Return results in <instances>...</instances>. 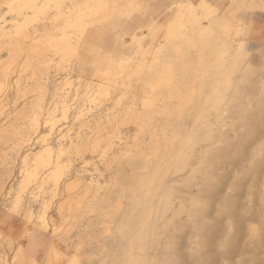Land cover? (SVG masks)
Returning <instances> with one entry per match:
<instances>
[{
	"label": "rangeland",
	"instance_id": "374dc122",
	"mask_svg": "<svg viewBox=\"0 0 264 264\" xmlns=\"http://www.w3.org/2000/svg\"><path fill=\"white\" fill-rule=\"evenodd\" d=\"M22 1L23 0H10V1L0 0V22L1 23L6 24L7 26H10L9 28H11V26H13V24L15 22H17L18 24H21V23H23L24 18H28L29 19L28 20V29H30V30H28V35H30V38L19 39V41H21L20 43H22V42L25 43V46L23 43L21 44V45H23L22 46L23 48H21V49H24L28 52L25 53V51H23V50H22L23 52H21V50H20L21 53H19L20 55H18V56H21V57L19 59H17V62L14 63L15 65L13 64L12 72L10 73L11 75H9V82L11 81V82H13V84L10 82L8 85L10 89L8 88V86H6L7 87V88H5L6 90L4 89V91L2 92L3 96H2V93L0 94V101L2 99L1 103L3 104V106H1L2 104H0V106L2 108L5 107L3 110L0 107L1 108L0 109L1 110L0 115L3 114L2 112H4L6 108L9 110V111L6 110V112H4L5 114H3V116H1L2 118H0V126L3 125V126H1L2 128L4 126L6 127V129L8 128L7 134H6L5 133L6 130L4 131V129H1V127H0V129H1L0 136H1V133L3 136V139H1L2 136L0 137V154H1L0 155V178L3 179L2 183L4 182L2 184L1 183L2 179H0V184L2 186V188H0V191H1L0 192V195H1L0 196V264H33V263L34 264H47V259L50 257L48 255H54V254H57L58 257L56 258L57 260L55 259L56 261L53 260L52 264H69V262L72 261L74 258L78 259L80 261L79 264H112L111 260L113 258L111 256L110 257L108 256L106 250H107V248H116V243L114 242V240L112 238V234L110 232L113 231L112 228H114L116 226V222L118 220L117 210L111 211L108 207L103 211H96V210L94 211L92 208H90V207H92L90 204H92L93 206L94 205L100 206V204L97 201H96L97 202L96 204H93V203H95V201H93L90 198L85 202V204H84L85 206L84 205L81 206L82 210H80V211H77L78 209L74 210L73 212H71L74 216L72 215L71 216L72 218H69L71 214H70V212H68L66 210V208H67L66 203L67 202L69 203V201H71V200L78 199V197L80 196L79 194L82 193V189H80L81 186H79L80 188L78 189V186L76 184V183H80L79 179L80 180L82 179L85 182L88 181V183L91 180H96V181L98 180L97 182H99L101 184V187H103V189H105L107 191H109V190L112 191L114 198L121 196V192L118 190H121V189L125 190L127 188L125 186L126 185L128 186L130 182H133L134 177L136 178L137 176L141 175V172L142 173L144 172V170L141 169L142 164H143L142 163L143 159L140 156H138V157H140V158H137L139 162L136 159L135 161L133 160L135 162V164H133L132 163L133 161H131V158L127 155H129V153H131L133 151L139 152V150L140 151L146 150L145 146L147 144H148L147 147L152 145L153 140H157L159 137L162 139L164 137V135H166L165 137H166V139H169V141L171 139V144H174L176 141L172 138L173 136L170 135L171 132L174 129H176V127L179 128L180 125H182V127H184L185 125L187 126L185 116H186L187 112H192V109L189 108V106L187 105V103L185 101H183L182 108H181L180 107L181 104H180L178 97H174L171 100H167L166 107L169 109H167L165 106L164 107L162 106V103H161L162 101H160V103H159V101L157 100L155 102L154 108H156V106L159 105V106H157V108H161V106H162L163 109L161 108V109L155 110V113L150 114L149 116H146L147 117V119H146V117H145L146 112H144L145 108L142 106L141 102L139 103V101H143V99L145 97H147L148 93L147 94L145 93V91H146L145 87L147 88L146 92H148L149 89L147 86H145L143 84V81H142L143 78L146 76V73H145V71H143L141 69L144 68L145 66L142 64L139 65V63L141 61V58H143L142 57L143 54H145L147 64H151V62L154 60L153 58H155V56H157L158 53H160V55L164 54L165 48L163 47L164 46L163 44H165L166 41L163 39L165 38V35H166L165 34L166 26H167L169 20H171L175 17L174 11L177 10L178 6H180V8L182 6V9H181L182 11H184V8L187 7V5L192 6L193 8L195 7L196 13L199 11L197 13L198 17H201V16L206 15V14H204V11L199 8L200 6L202 7V3H204V0H117V1L116 0H107L106 3H103L104 6L100 7V9H99L100 11L102 10L101 12L97 11L98 7L96 8V6L93 5L92 3H87L88 0L87 1L85 0L86 2L83 0L82 1L81 0H75V3L77 5L75 8H78V6H79L78 9L81 8L80 5L83 4V6H84L87 3L85 5L86 8L83 7V9L85 11L81 8L85 12L83 15V17L85 19L84 25H83L84 29H81V31H79V32L76 31L78 34H76L75 30H73V29H70V28L66 29L65 22L62 23V20H61V18L63 17L62 19H63V21H65L64 19H66V18H64V17H66V16L68 17L69 16L68 14H70V16H69L70 19H72L73 16H76L75 14L77 13V9L73 8L74 9V13H73V12H71V8L69 7V6H71V4L69 5V3H72L74 0L73 1L71 0V2H70V0H68V1L65 0L66 2L64 1L65 3H63L62 8H65V10L62 9V12H64V13L61 15L62 17L60 16L61 18H59L58 16H55L56 18H54V15H57V14H55L57 12V10L55 9V7H53V5L43 7L41 13H39V14L34 13L32 9H27L24 6L19 7V8H14V5H16L18 2L22 3ZM80 1H81V3L78 4ZM235 1H237V2L239 1V2H238V4L236 3L233 5V2H235ZM241 1L243 2V4H245L244 5L245 7L241 6L242 10L244 8V13L240 9H238V8H240L239 4L242 5ZM43 2H45V0H37L38 7H41ZM82 2H85V4ZM208 2L211 4L212 7H213V5L215 7H217L218 11L215 12V10H217V9H214V7H213L214 12L212 13V16L210 14L211 17L209 16V19H208V15L205 16V19L206 20L208 19L207 22L205 21L204 18L201 17L200 20L203 19L201 21V23L203 25H205V26L209 25V22L211 23V21H213V19L219 20L222 17V19L227 18L230 22L232 21L231 24L232 23L233 24L231 25V27L233 28V31H235V30L238 31V29L240 28L239 31L241 32V34L238 33V35H240V36L234 37V38H236L235 39L236 40L235 45H237L238 43L241 42L247 48V57L246 58H247L248 62L243 63L242 67H243V70L247 73L246 75L249 79L251 78L249 76L253 75L252 80L251 81L249 80L250 81L249 84H251V85L248 84L249 87L246 85L244 86V83L242 84L243 87L246 88L245 90L248 91V92L246 91V94H245L246 96H244V97H246L245 98L246 100L247 99H251V100L256 99L255 100V102H256L260 98V96H259L260 93L262 91H264V88H263L264 86L262 85V83L260 81H258V83H257V80L260 77L264 76V9H263L264 8L263 7L264 1L261 2L260 0H210V1L208 0ZM219 2H221V3H219ZM66 3H68V4H66ZM261 3H263V4H261ZM64 4L69 5V6L64 7ZM106 4H108L109 6ZM136 4H140L142 6V7H139L142 9V11L145 9V12H144L145 14L142 13L143 14L142 15L141 13H139L136 10V7H135ZM260 4L262 5L261 7H260ZM7 5H9V6H7ZM183 5H184V7H183ZM236 5H239V7L237 8ZM247 5H248V7L250 6L249 9H248ZM251 6H253V7L258 6L259 8L258 7L257 8L252 7L253 9H250ZM68 7L70 9H68ZM218 7H220V8H218ZM197 8H198V10H197ZM234 8H237V10H239L237 12L238 14L235 13V11H237V10H235ZM68 10H70L69 11L70 13L68 12ZM229 10H231V12ZM18 11H22V12L19 14ZM95 11H97L98 14H96L97 12H95ZM127 11L131 12V13L129 12L130 15H127L128 14ZM125 12H126V14H125ZM91 13L94 17L91 16ZM228 14L229 15L233 14L235 16L232 15L233 16L232 17L230 15L231 16V18H230V16ZM63 15H65V16H63ZM95 15H97V16H95ZM57 17L61 20V22L59 19H57ZM236 17H237V19H235ZM53 19L58 21L59 24L56 21L51 22V20H53ZM141 20L145 21V26L144 27L139 26L137 28L136 23L138 24ZM243 20H244V22H243ZM240 22H241V25H240ZM185 23L184 24L187 26V30H188L190 28L191 24L189 22H185ZM242 23H244V24H242ZM153 24H154V27H153ZM45 25L46 26L48 25L47 28ZM239 25L241 27H242V25L243 26L245 25L244 26L245 28L242 27V28H244V32H243V30H241V27ZM42 26H45L48 33L44 27L42 28ZM84 26H86V28ZM157 26L159 28H157ZM151 27H153V28H151ZM49 28H51V31ZM58 28L61 30H58ZM162 28H164V29L162 30ZM44 30L47 33L46 35H48V34L53 35L54 34L53 40H54V38H55V40H57L62 32H66V34H70L73 36L75 35V37L80 35L79 33H81L82 35L84 34L83 37H81L82 35L80 36L81 38L78 37L79 40L80 39L81 40H80L79 45H77V47H76L77 54L76 55L71 54L68 57V55H66V54L55 53V52L52 53L53 50L49 49L48 47L45 48L47 45L42 44L43 40L46 37ZM157 31H159V32H157ZM32 32H35V33L31 34ZM36 32H37V34H36ZM94 32H96V34H94ZM41 33H42V35L43 34L45 35V36L43 35L44 38H43V36L40 35ZM154 33H156L155 36H154ZM242 34L244 35L243 37H241ZM37 36H39L41 38H39ZM31 37H33L34 39ZM162 37H164V38L160 40V38H162ZM32 39H33V41H32ZM77 40L78 39H76L75 41H77ZM154 40H156L155 43L152 42ZM220 40L217 42L221 43L222 40L221 41ZM0 41H2V43L5 42V44H2L0 42V48L3 46L0 49V52H2V53H0V68H1L3 65L8 63L10 54L8 53L9 51H7L8 49L6 48V47H8V39L6 37L0 36ZM77 42H75V44H77ZM159 42H160V44H158ZM30 43L31 44L33 43L34 45L35 44L41 45L42 47H44V49H45L44 51L46 52V54L48 53V49H49L50 54H48V55H49V57L51 56L50 57L51 61L49 63H44V64L39 62L40 66H38V64H36L38 61L36 59H33L32 60L33 63L36 61L34 63L35 65L32 64L33 66H31V65L26 66V61L28 60L30 55L32 56V54H31L32 50L31 49L33 48V46ZM30 45L32 46V48ZM138 45H140L142 49L139 48ZM188 46H187V48L189 49V51H191L189 53L192 55V57L198 55L197 53L200 54V52H198L199 49H197V47H194V45L191 47L190 46L188 47ZM159 47H160V49H161V47H163L161 49V51H160ZM29 48H30V51L28 50ZM194 48H196V49H194ZM157 49H159V52ZM2 50H5V51H2ZM144 51H145V53H144ZM217 51H218V49H217ZM231 51L232 50L228 49V48L221 50V53L223 54L222 56L226 55L225 56L226 60L224 63L228 62ZM5 54L7 55L6 57H5ZM151 56H153V57H151ZM26 57H27V60H26ZM60 57H62V59ZM210 57H213V55H211ZM6 58H7V60H6ZM21 58H22V60H21ZM124 58H127V61H126L127 64H126V66L123 67V68H125V70H122L121 66H116L114 68V71L112 74L113 76L111 75V77H108L106 75L104 77L103 74H105V72L102 70L107 68V63H109L111 60L114 61L115 63H118L121 59H124ZM18 60L21 62H19ZM79 60H82L85 62L81 63V62H79ZM3 61H5V64ZM20 63H21V65H20ZM1 64H2V66H1ZM18 64H19V66H18ZM23 65H24V67H23ZM137 66L138 67L143 66V67H141V69H140ZM37 67H38V71L40 68L41 69L40 71H41V73L43 72V74L45 73V70H46L48 73H45V74H48V77H47V75L44 74L45 78L42 77L40 79V76H43V74H41L40 71H39L40 75H39V73L36 72ZM14 68H16L15 71H17V69L19 68L21 70L22 74L20 71H19L20 73L17 71L16 75L14 76V74H13ZM42 68H44L45 70H43ZM50 68H52V69H50ZM96 68H98L100 70L97 71ZM119 68H121V71ZM137 69H139V70H137ZM34 70H35V75L38 74L37 75L38 77H35L34 72H32ZM90 70L91 71L93 70L92 71L93 73ZM115 70H117V71H115ZM29 72H30V74H29ZM31 72H32V75H31ZM94 72H98L99 74H102V77H103L102 80H101V75L99 76L100 79L98 78V76L96 78V75H95L94 80L92 81L94 74H98V73H94ZM115 72H117L118 74L120 73V74L118 75ZM23 73L25 75H23ZM83 73H84V75H83ZM239 73H240L239 71H235L234 73H233V71H231L230 77H231V79H234V82L239 81V79H240L239 77H240V75H242V73L241 74H239ZM131 74H134L135 76L133 75L134 76L133 77ZM238 74H239V77L237 80L236 78H237ZM30 75L32 77H30ZM117 75H118V78L116 77ZM21 76L23 77V80L21 79L22 78ZM127 76H130L129 79ZM10 77L12 78L11 80H10ZM78 77H79V79H78ZM126 77H127V79H126ZM253 77H255V78H253ZM18 78L21 81H19ZM27 78H29L30 80H28ZM32 78H33V82H32ZM36 78L37 79L39 78V81H41L40 84ZM13 79H14V81H13ZM24 79H26L28 82H26V80H24ZM34 79L36 82L34 81ZM98 79L100 81H98ZM15 80H18L19 82H23V83L20 84L18 81H15ZM46 80L49 83H47ZM106 80H107V82H106ZM84 81H86V83ZM253 81H255V82H253ZM17 82H18V84H17ZM89 82H91L90 85H89ZM93 82H94V84L96 82V85H94ZM24 83L27 84L26 86H29L30 84L37 83L35 85L36 87L33 85L36 89L35 88L33 89L32 85H30L32 87H30V86L26 87V86H24ZM70 83H71V85H70ZM82 84L83 85L85 84V85L83 86ZM100 84L102 86H100ZM139 84H140V86H139ZM142 84L144 85L143 89H142V87H143ZM10 85H11V87H10ZM45 85H47V86H45ZM48 85H50V86H48ZM56 85L58 88L56 87ZM60 85H61V87H60ZM115 85H117V86H115ZM137 85H138V87H137ZM20 86L21 87L23 86L25 89L20 88ZM40 86H41V88H40ZM85 86L88 88L86 89ZM92 86H95V87H92ZM103 86L105 87V89L107 87V91H105ZM250 86H251V88H250ZM97 87H98V89H97ZM99 87H100V89L102 88V90H100ZM11 88H14L13 92H12ZM29 88H31V89H29ZM39 88L41 89L40 92H39ZM42 88H44L45 90L43 89V91H42ZM46 88L47 89L49 88V90H47ZM76 88H78L79 90ZM90 88H92L91 89V92H93L92 94L90 92L88 93V91H87ZM57 89H59L60 91ZM85 89H86V91H85ZM21 90H22V92H21ZM23 90H25V91H27V90L31 91L32 90V91H31V93H30V91L29 92L27 91V93H25ZM98 90H100L99 91L100 95L97 93ZM16 91H17V94H16ZM67 91H69V92H67ZM94 91L98 95L95 94ZM4 92H6L7 95L9 93L10 97L9 96L7 97L6 93H4ZM14 92H15L16 97H13ZM20 92H21V94H20ZM10 93H12V94H10ZM28 93H30V94H28ZM68 93H69V95L71 94L70 96H68L69 97L68 100H69V104H70V107H69L70 110H68L66 116H63L64 115L63 109L60 106V104H57L56 108H55L56 105H54V104L57 100H59V98L61 97L62 94H68ZM106 94H108V95L105 96ZM181 94H183V91L181 92ZM26 95H28V96H26ZM143 95H145V96H143ZM4 96H5V99L3 100ZM19 96H21V98L23 100ZM92 96H93V98H92ZM25 97H27V98H25ZM142 97H144V98L142 99ZM139 98L142 100H139ZM13 99L15 100V102H13ZM90 100H93V101H91L92 103L96 101L95 103H97L98 105L96 104V106H94L95 104L93 105L91 103L92 105L89 106L90 102H88V101H90ZM35 101L37 102V104ZM32 102L34 105L32 104ZM27 103H30L32 105L28 104L29 105V107H28ZM6 104L7 105L9 104V106H7ZM175 104H178L179 106L175 105ZM38 105H42V107L46 108V109H48L50 107L51 112L49 111V113L51 114V117L54 116L51 120H48L49 122H47L46 117L49 114L47 115L46 110L44 109L45 110V112H43L44 114L41 113L42 116L40 118L41 121H40L39 127H38L39 130L35 126L30 125L31 122H30V118H29V115L31 114L30 111L34 110ZM230 105H233V102L230 103L228 106H226V108H229V109H226L224 107L226 110H229V111H227L228 113L227 112L224 113L226 110L223 107H220L221 109L218 108L219 110L217 109L214 111H216L217 113H220L219 111H221V114L229 115V113L232 112L230 109ZM130 106L131 107L133 106L132 110L134 108V111L131 110ZM30 107L33 109L31 110ZM92 107H93V109H92ZM126 107H127V109H130V110H126ZM141 107H143V109H141ZM29 108H30V110H27ZM164 108H166L167 110H165ZM222 108L225 110V111L223 110L224 112L222 111ZM87 109H90L92 111L90 112V110H87ZM138 109H140V110H138ZM81 110H87V113L90 112L89 114L91 117L89 120H90V124H91L90 126L92 127V129H91L92 131H89L88 130L89 128H87L90 126L83 127V130L86 133V135H84V133H83V135H84V136L82 135L83 139H81V141L78 142V141H76L75 138L77 136V133L80 130V123H79L80 121L77 120L76 116L78 115L77 113H79ZM161 110L162 111L164 110L163 111L164 113ZM179 110H182V113L184 112V114L178 115ZM121 111L123 113H124V111L129 113L128 111H130V113H129L130 115L128 118L129 121H130V118H132L133 116H135L137 114L136 117H133V120H131L133 122V125H132L131 121L130 122L128 121V123H130L131 125L128 123H125L127 121L123 122L125 115L127 113L125 115H123ZM252 111H253V114L255 116L260 117L263 114L264 110H262L261 108L255 107ZM29 112H30V114H29ZM132 112L133 113L136 112V113L133 114ZM175 112L177 113V115L174 114ZM138 113L140 114V116L141 115L142 116L140 117ZM161 113H163V114H161ZM97 115L100 117H98ZM119 117L121 119H119ZM110 120H111V122H110ZM10 121L15 126H13L12 124L9 125ZM120 121H122L121 123H123V124H121ZM174 121H175V123H174ZM6 122L9 124L6 125L7 124ZM52 122L54 123V126L52 125ZM115 122H116V124H115ZM178 123H181V124H178ZM184 123H185V125H184ZM235 125L236 124L233 123V125L230 126V129L234 130V128L236 129L239 127L238 124L236 126ZM9 126H10V130H9ZM52 126L54 127V130L57 132L54 133L53 135H51L50 137H47L50 140L47 139L46 142L47 143L52 142L50 144L54 148V153H53L54 158L56 157L55 154L58 153V138H59L57 136L58 131H61V132L63 131L65 133L68 129H71L70 135H72L71 136L72 139L75 140L76 146L74 144L71 147L67 146L65 149L67 153L68 152L70 153V155H69V153L64 154L65 157L62 158L64 161L69 160V162L66 165L67 169L65 168V171H64L65 175L62 173L63 175L62 174L61 175L63 177L60 175L62 177V179L60 176L58 177L61 181H59V179H57V181H56L57 184L54 181L49 183V184H51L50 187L48 184L46 186H48L49 188L45 186L44 188H46V189H44V190H42L41 187L39 188L38 185L34 184V181L32 183L26 182L27 185H29V186L27 187V185L25 184L24 185L25 188H28L27 190H25V188L22 187V183H21L22 182L21 179L22 180L24 179V177H23L24 173H25L24 171L27 168L23 164L24 155L26 154V152L28 150H29L28 153L30 151H33L34 153L37 152L39 150L38 148H40L41 145L46 143V142H43L42 138H40L41 139L40 140L37 137V135H35V133L37 131L41 130L43 132L42 135H45V132L48 133V131L50 130V128ZM32 127H34V129ZM100 128L102 129V131L100 130ZM108 128H111V129H108ZM224 128H222V129L223 130L229 129L227 127H224ZM11 129H13V131L14 130L15 131L13 132V131H11ZM104 129H105V131H104ZM34 130L36 132H33ZM93 130H95L96 132ZM10 131L12 133H10ZM108 131H109V135L107 133ZM119 131H120V134H119ZM233 133L231 132L230 135L233 136L236 134V132H233ZM4 134H5V136H4ZM8 134H11V135H8ZM21 134L24 135L25 138ZM254 135H255L254 136L255 140L253 142V145L249 149H247L246 152L247 153L251 152L253 155H259V154H262V152H263L261 150H264V119H263V121L259 122L255 126ZM7 136L8 137L11 136V138H10L11 140H9ZM90 137L91 138L93 137V139H97L96 137H98L99 147H101V148H99V147L97 148L98 150L100 149L99 151H97V149L93 150V146H94L93 144L94 143L92 142L93 139H91ZM99 138H100V140H99ZM85 139H87V140L85 141ZM89 139H91V140H89ZM163 139H165V138H163ZM37 140H38V142H37ZM39 140H40V142H39ZM69 140H70V138H67L66 142H65V143H68V145H69ZM82 140H84V141H82ZM172 140H174L173 143H172ZM100 141H102V143ZM169 141L167 140V143H169V145H170ZM41 142L43 144H41ZM209 142H211V141H209ZM204 145H205V143H201V142L197 143V147H201ZM77 148L79 149L78 151H77ZM89 151H91V152H89ZM126 151H128V152H126ZM76 152L77 153L80 152V153L77 154ZM81 153H83V154H81ZM80 154H81V156H79ZM131 154H130V156H131ZM134 154H136V153H134ZM62 157H63V155H62ZM31 161H33V160L28 161L29 163L27 162L28 167L32 166L31 164H33V162H31ZM211 165H212V163H211ZM211 165H209V166H211ZM249 165L250 164H249L248 160L243 161V162H239L238 164H226L225 165L226 171L228 169L230 171V173H229L227 180L225 182H222V184L221 183L219 184L220 192L218 194H216V197L213 198V200H216V202L213 204L214 205V206H212L213 208L210 207L211 208L210 212L212 214V211L214 212V210L216 208L220 209L223 207L227 210L229 208V211L232 212L230 214V216H228L229 214L226 213L225 216L227 218L225 216L221 217L220 213L218 214L216 212V210L211 215L214 218L218 217L217 222L215 221V226H217L219 230L223 226H226L227 224H231V222H233V220L234 221L236 220L237 222L239 220V223L236 222L237 226H246L245 229L242 230V232H240L241 231L240 230L239 232L237 231L238 233L236 232L234 234L236 236L235 237L236 244L233 245L232 248L227 249L228 253H226V254H227V256L228 255L230 256L229 261L231 258V260H232L231 263H235V264H264V252L263 251L259 250L258 255L255 256V259H252L248 263L246 262V260H245L246 256L243 253L244 247L246 246L247 241H248V236L253 235V232L248 230V229L252 226H263L262 224L264 223L263 222L264 221V191H263V187H262V185L264 183V169L260 171L259 178L257 180H252L251 178L246 177L249 170H250ZM214 167H216V166H214ZM6 172H9L10 178H8L9 175ZM40 173L43 174V171ZM74 179H75V181H74ZM116 180H119V181H116ZM120 181H122V182H120ZM71 182H73V185L74 184L76 185L74 187H76L81 192L76 190V188H74V187L72 188L73 185H71V186L68 185L69 190H71L70 187L72 188V190H71L72 192H73V189H74V191L76 190V194L74 192V196L69 191L71 195H68L69 196L68 197L67 194L69 192L67 190L66 191H62V190H65V188L67 187L66 184H70ZM58 183H59V185H58ZM54 184L58 185L59 187L55 186L56 187V189H55V187H52ZM63 184H64V186H63ZM11 185L13 186L12 190L9 189ZM20 185L22 188L20 187ZM116 186H117V188H116ZM121 186H123V187H121ZM6 188H8V189H6ZM1 189H4L5 192L2 191ZM39 189H40V191H39ZM175 189H174V192L175 193L177 192L178 195H180V192L184 190V189L183 190L177 189V191H175ZM9 190H11V191H9ZM18 190H19V192L20 191L22 192V190H23L22 193L20 192L21 196H20V193L18 194ZM35 190H37V191H35ZM185 190H187L188 192L187 191L181 192V195L184 194L183 195L184 197L181 195L180 196H181V198L185 199V196L188 195L186 197V199L190 203V200H189L190 199L189 198L190 197L189 196L190 191L187 188H185ZM236 191L238 192L237 201L234 202L231 199H230L231 200L230 201L228 199L229 196H231ZM6 192L7 193L9 192L10 194L7 195ZM31 192H34L36 197L34 196V194H31ZM100 192H104V191L101 190ZM184 192H186V193H184ZM106 193H108V192H105V194ZM30 194L33 196V198ZM77 194L79 196H77ZM101 194H103V193H101ZM55 196H57V197H55ZM143 197L144 196H141V199ZM17 199L19 200V203H18ZM66 199H67V201H66ZM63 200L65 201V206H64L65 208L63 209L62 212L67 213V215L64 213L65 217L62 216V214H63L62 212H61L62 214L58 213V212H60L59 210L57 212L58 206L59 205L62 206L61 204H62ZM118 201L121 204V208L119 209L120 214H121L124 212V210L127 207V205H126L127 200H126V198L121 197V198H119ZM204 201L199 199L198 205L200 207H203L206 204V201L205 202ZM230 203H234L233 207H230ZM45 204H47V205H45ZM202 204H204V205L202 206ZM47 206H48V208H47ZM43 211H44V214L47 213L45 216H47L46 218H47L48 223H49L48 228H44V226L41 224L42 222H41L40 218H41V216H43V214H42ZM58 214L61 215L62 217H59ZM232 214H234V215H232ZM214 215H216V216H214ZM168 216H170L169 213H168ZM196 217H198V216H196ZM219 217H221L222 219L221 218L219 219ZM232 217H234V218H232ZM195 218H191V219H189V221H187L188 218L185 215H183V217H182L183 221L181 220V224H183L185 222L183 225L187 226L189 228L190 225L192 226V221H194ZM60 220H61V222H60ZM63 220L66 222H67V220H69L68 221L69 223L68 222L65 223ZM58 223L59 224L63 223V225L62 224L59 225ZM58 227H61L62 229H60ZM55 228L60 229L61 231L60 232L58 230L53 231V229H55ZM107 228L108 229L111 228V231L107 232V230H108ZM185 230H188V231H184V233L179 238L178 254L180 255V258L185 256L186 259H188L187 256L191 253L190 250H192V252L194 250V248H192V247L190 248L189 243L195 241L197 238L193 236L195 234L191 233L190 229H185ZM170 231L173 232V229H170ZM53 232H55V233L58 232V233L54 235ZM217 237H218L217 239L219 241V239L222 238V235L219 234V236H217ZM209 253L211 255L215 254L217 261H215L216 263H214V264H219V263L225 264L224 259H222L221 256L219 254H217L215 249L210 248ZM180 261L184 262V264H196L195 262H193L191 260H189V261L188 260H185V261L180 260Z\"/></svg>",
	"mask_w": 264,
	"mask_h": 264
},
{
	"label": "bare ground",
	"instance_id": "6f19581e",
	"mask_svg": "<svg viewBox=\"0 0 264 264\" xmlns=\"http://www.w3.org/2000/svg\"><path fill=\"white\" fill-rule=\"evenodd\" d=\"M8 1H10V0H8ZM64 1L65 0H45V2H43L42 6L38 7L37 0H23L22 3L18 2L16 5H14V8H19V7L24 6L27 9H32L34 13L39 14V13H41L43 7L53 5V7H55V9L57 10V12L55 11L56 12L55 14H57V15H54V18H56L55 16H58L59 18H61L62 17L61 15L64 13V12H62V9L65 10V8H62L63 3L66 2V1L65 2ZM81 1L79 3L78 2L77 3L80 4ZM83 1H85V0H83ZM106 1L107 0H105V1L104 0H88L87 3H92L93 5L96 6V8L98 7L97 11L101 12L102 10L100 11L99 9H100V7L104 6L103 3H106ZM260 1L262 2L264 0H260ZM70 2H71V0H70ZM85 2H82V3L85 4ZM238 2L237 1L233 2V5L236 3L238 4ZM68 3H66V4H68ZM219 3H221V2H219ZM241 3H242V5L239 4L240 8H238L239 5H236V6L238 9H240L244 13V8L242 10V7H245L244 6L245 4H243L242 1H241ZM263 3H261V4H263ZM66 4H64V7L69 6L71 4V6H69L71 8V12L74 13V9H77V13L75 12L76 16H73L72 19H70V17H69L70 14H68L69 18L67 16L64 17V18H66V19H64L65 21H63V19H62L63 17H62L61 18L62 23L65 22L66 29L70 28V29L75 30V32L81 31V29H84L83 25H84L85 19H84L83 15L85 13L84 12L85 10L83 9V7H85L86 4L84 6H83V4L80 5L84 11L81 8H80L81 10L78 9L79 6H78V8H75L77 6L75 3V0L72 3H69V5H66ZM261 4H260V7L262 6ZM106 5H108V4H106ZM7 6H9V5H7ZM69 7H68V9H70ZM135 7L139 13L145 14L144 13L145 9L142 11V9L139 8V7H142L140 4H136ZM183 7H184V5H183ZM213 7H214V9H217V7H215L214 5H213ZM213 7L208 2V0H204V3H202V7L200 6L199 8L204 11V14H206L205 16L208 15V19H209L210 14L212 16V13L214 12ZM220 7H218V8H220ZM247 7H248V5H247ZM249 7H248V9H249ZM252 7L253 6H251L250 9L257 8L258 6H254L253 8ZM237 8H234V9L237 10ZM181 9H182V6H181V8H180V6H178L177 10L174 11L175 17L173 19L169 20V22L166 26L165 38L164 37L160 38V40L164 38L163 40L166 41V42L164 41L165 44H163L164 45L163 47L165 48L164 54L160 55V53H158V55L155 56V58H153L154 60L151 62V64H147L145 54H143V56H142L143 58H141L139 65L142 64L145 67L141 69V67H143V66H140V67L137 66L141 70L145 71L146 76L143 78L142 81H143V84L145 86H147L149 89L148 92H146L147 88L145 87V89H146L145 93L146 94L148 93L147 97H145V98L142 97V99L144 98L143 101H139V100H142L139 98L138 101H139V103L141 102L142 106L145 108L144 112H146L145 113V117H146V116H149L150 114L155 113V110L161 109L162 106L166 107L167 100H171L174 97H178L180 104H181L180 105L181 108H182L183 101H185L187 103V105L189 106V108L192 109V112H187V114L185 116L187 126L184 123V125L186 127L184 125H183L184 127H182V125H180L181 127L179 126V128H177V127H176V129H174L175 127L173 128L174 130L171 132L170 135L173 136L172 138L176 141L174 144H171V139L169 141V139H166V137H165L166 135H164L163 138H165V139H163V138L161 139L159 137L157 140H153L152 145L147 147V145H148L147 144L145 146L146 150H142V151L139 150V152L133 151V152H131L132 154L129 153V155H127L131 158V161H133V160L135 161L137 158L141 157L143 159L142 160L143 162L141 161L143 163L141 169H143L144 172L143 173L141 172V175L137 176L136 178L133 176L134 177L133 182H130L128 186L126 185L125 187H127V188L125 190H122V189L118 190L121 192V196L114 198L112 191L109 190L110 191L109 192V191L103 189V187H101V184L99 182H97L98 180L97 181L91 180L88 183V181L85 182L82 179L80 180L78 178L80 183H76V184L78 186V189L80 188L79 186H81L80 189H82V193L81 194L78 193L80 196L77 194V196H79L78 199L71 200V201L68 200L69 203L68 202H67L68 204L66 203V206H67L66 210L68 212H70V214H71L69 218H72L71 216L73 214L71 212H73L74 210H77V209H78L77 211L82 210L81 206H83L85 204V202L90 198L93 201H95V203H93V204H96L97 202H99V204H100V206H96V205L93 206L92 204H90L92 207H90V206L89 207L92 208L94 211L95 210L96 211H103L108 207L111 211L117 210L118 220L116 222V226L114 228H112L113 229L112 232H110L111 228L110 229L107 228L108 229L107 232H110L112 234V238H113L114 242L116 243V248H107V250H106L108 256L109 257L111 256L113 258L111 260L112 264H184V262H182L180 260H183V261L191 260V261L195 262L196 264H214V263H216L215 261H217V260H216L215 254L211 255L209 253L210 248L215 249L217 254H219L221 256V258L224 259L225 264H235V263H231L232 262L231 258L229 261L230 256L229 255L227 256V254H226V253H228L227 249L232 248L233 245L236 244V239H235L236 236L234 234L237 231L239 232L240 230H241L240 232H242V230H244L246 226H237L236 224L239 223V220H238V222L236 220L235 221L233 220V222H231V224H227L226 226H223L219 230L218 227L215 226V221L217 222L218 217L214 218L211 215L215 212V210L218 214L220 213L221 217L225 216L226 213H228L229 214L228 216H230V214L232 212L229 211V208L227 210L223 207L220 209L216 208L214 210V212L212 211V214H211V212H210L211 208L210 207L214 206L213 204L216 202V200H213V198L216 197V194H218L220 192L219 184L220 183L222 184V182H225L229 176L230 171L228 169L226 171V167H225L226 164H238L239 162H243V161L248 160V162L250 164L249 165L250 170H249L246 177L251 178L252 180H257L259 178L260 171L264 169V150H261L263 152H262V154H259V155H253L251 152H249V153L246 152V150L249 149L253 145V142L255 140V138H254L255 126L259 122L263 121V119H264V111L260 117L255 116L253 114V111H252L255 107H258V108H261L262 110H264V91H262L260 93V95H259L260 98H259V100L257 99L258 101H256V102H255L256 99L255 100L254 99L253 100H251V99L246 100L245 99L246 97H244V96H246L245 94H246L247 90H245L246 88H244L242 84L244 83V86L245 85L248 86L249 82L252 80L253 75L249 76V77H251L249 79L246 75L247 73L243 70V67H242L243 63L248 62V60L246 58L247 57V48L240 41H239L240 43L237 42L238 44L235 45V42H236L235 39L236 38H234V37L240 36V35H238V33L241 34V32L239 31L240 28L238 29V31L235 30L236 32L233 31V28L231 27V25L233 24V23L231 24L232 21L230 22L227 18L222 19V17L220 18L221 20L220 19L219 20L213 19V21H211V23L209 22V25L205 26L201 23V21L203 19L200 20L201 17L205 19V16L198 17L197 13L199 11L196 13L195 7L193 8L192 6L187 5V7L184 8V11H182ZM197 10H198V8H197ZM231 10H229V11L231 12ZM69 11L70 10H68V12ZM97 11H95V12H97ZM216 11H218V9L215 10V12ZM238 11L239 10L235 11V13L238 14L237 13ZM18 12L20 14L22 11H18ZM129 12L130 11H127V13H128L127 15H130L131 12L130 13ZM96 14H98V12ZM125 14H126V12H125ZM230 15L232 16L233 14H230ZM63 16H65V15H63ZM91 16H93L92 13H91ZM95 16H97V15H95ZM231 16H230V18H231ZM233 16H235V15H233ZM58 17H57V19H59ZM208 19L207 20L205 19V21L207 22ZM235 19H237V17ZM28 20H29L28 18H24L23 23H21V24H18L17 22H15L13 24V26H11V28H9L10 26H7L6 24H3L0 22V36L6 37L8 39V47H6V48L8 49L7 51H9L8 53L10 54L8 63L5 64V61H3L5 65L2 66L3 63L1 64L2 67L0 68V94L4 91L5 88H7L6 86H8L9 83L11 82V81L9 82V75H11L10 73L12 72L13 64L15 62H17V59H19L21 57V56H18V55H20L19 53H21L23 51H25V53L28 52L24 49H21V48H23L22 47L23 45H21L23 42L20 43L21 41H19V39H21V38H30V35H28V30H30V29H28ZM61 20H60V22H61ZM52 21L55 22L56 20L53 19V20H51V22ZM56 22H58V21H56ZM185 22H189L191 24L190 28L188 30H187V26L185 25L186 24ZM243 22H244V20H243ZM58 24H59V22H58ZM242 24H244V23H242ZM240 25H241V22H240ZM45 26H42V28L43 27L45 28ZM47 26H46V28H47ZM244 26L242 25V27H244ZM84 27L86 28V26H84ZM153 27H154V24H153ZM153 27H151V28H153ZM242 27H241V30H243V32H244L245 27L244 28H242ZM46 28H45V30H46ZM157 28H159V27L157 26ZM49 29L51 31V28H49ZM163 29L164 28H162V30ZM58 30H61V29L58 28ZM46 31H45V35L48 33V31H47V33H46ZM77 32H76V34H78ZM157 32H159V31H157ZM33 33H35V32H32L31 34H33ZM156 33H154V36ZM36 34H37V32H36ZM79 34L80 35L75 37V35L73 36L70 34H66V32H62L57 40H55V38L53 40L54 34L53 35L48 34V35H46L42 44L47 45L45 48L48 47L49 49L53 50L52 53L55 52V53L66 54L69 57V55H71V54H73V55L77 54L76 47H77V45H79L80 40H81V39L79 40V38L83 37V35H84V34L82 35L81 33H79ZM94 34H96V32H94ZM40 35L43 36L44 34L42 35V33H41ZM44 36H43V38H44ZM243 36L244 35L242 34L241 37H243ZM37 37H39V36H37ZM31 38H33V37H31ZM39 38H41V37H39ZM75 38L78 39L77 40L78 42L75 41L76 40ZM33 39H32V41H33ZM219 40L221 41V43L217 42ZM2 41H0V42L2 43ZM155 41L156 40H154L152 42L155 43ZM75 42H77V44H75ZM2 44H5V42ZM23 44L25 46V43H23ZM158 44H160V42ZM31 45L33 46V48ZM31 45L30 46L32 48L31 49L32 50L31 51L32 56L30 55V57H29L30 59L28 58V60L26 57V60H27L26 66L35 65L34 63L36 61L33 63L32 62L33 59H36L38 61L36 63V64H38V66H40L39 62L44 64V63H49L51 61V58H50L51 56L49 57V55H48V54H50L49 49H48V53L46 54V52L44 51L45 50L44 47H42L41 45L35 44L36 45L35 46L33 43ZM188 45L190 47L193 45H194V47H197V49H199L198 52H200V54L197 53L198 55L192 57V55L189 53L191 51H189V49L187 48ZM138 46H139V48H141L140 45H138ZM163 47H161V49ZM225 48L232 50L230 52L231 54H230V57H229V60L227 63H224L226 60L225 59L226 55L222 56L223 54L221 53V50L225 49ZM159 49H160V47H159ZM159 49H157L158 52H159ZM161 49H160V51H161ZM194 49H196V48H194ZM217 49H218V51H217ZM20 50H21V52H20ZM28 50L30 51V48ZM2 51H5V50H2ZM0 53H2V52H0ZM144 53H145V51H144ZM211 55H213V57H210ZM6 56L7 55L5 54V57ZM151 57H153V56H151ZM60 58L62 59V57H60ZM6 60H7V58H6ZM21 60H22V58H21ZM126 61H127V58L121 59L118 63H115L114 61L111 60L109 63H107V68L102 70L105 72V74H103L104 77L106 75L108 77H111V75L113 74L114 68L116 66H121L122 70H125V68H123V67L126 66V64H127ZM19 62H21V61H19ZM79 62L84 63L85 61L79 60ZM20 65H21V63H20ZM18 66H19V64H18ZM23 67H24V65H23ZM18 69H17V71L21 72V70L20 69L18 70ZM36 69H37V71H36L37 73H39V71L41 70L39 68V71H38V67ZM42 69L45 70L44 68H42ZM50 69H52V68H50ZM96 69H97V71L100 70L98 68H96ZM119 69L121 71V68H119ZM15 70H16V68H14V71ZM137 70H139V69H137ZM14 71H13V74L15 76L17 71H15V72ZM115 71H117V70H115ZM231 71H233V73L235 71H239L240 72L239 74L242 73V75H240V77L238 74V76L236 78L238 80V77H239L240 78L239 81L236 80L237 82H234V79H231V77H230ZM32 72H34V75H35V70ZM32 72H31V75H32ZM40 73H41V71H40ZM40 73H39V75H40ZM45 73H48V72L45 70ZM94 73H98V72H94ZM115 73H117V72H115ZM21 74H22V72H21ZM29 74H30V72H29ZM41 74H43V72ZM44 74H43V76H40V79L42 77L45 78ZM98 74H94L92 81L94 80L95 75H96V78H97V76L99 78V76L101 75V80H102V78H103L102 74H99V75ZM23 75H25V74L23 73ZM31 75H30V77H32ZM37 75H35V77H38ZM45 75H47V77H48V74H45ZM83 75H84V73H83ZM118 75L116 76L117 78H118ZM131 75L133 76L134 74H131ZM11 77H10V80L12 79ZM127 77L129 79L130 76H127ZM127 77H126V79H127ZM29 78H27V79L30 80ZM253 78H255V77H253ZM21 79L23 80V77ZM78 79H79V77H78ZM99 79H98V81H100ZM263 79H264V76L260 77L257 80V83H258V81H260L262 83V85L264 86V80ZM18 80H19V78H18ZM18 80H15V81H18ZM24 80H26V79H24ZM107 80H106V82H107ZM13 81H14V79H13ZM19 81H21V80H19ZM34 81H35V79H34ZM37 81H39V78L37 79ZM18 82H17V84H18ZM26 82H28V81L26 80ZM32 82H33V78H32ZM40 82L41 81H39V84H40ZM46 82H47V80H46ZM84 82L86 83V81H84ZM253 82H255V81H253ZM11 83L13 84V82H11ZM19 83L21 84L23 82H19ZM47 83H49V82H47ZM90 83L91 82H89V85H90ZM36 84L37 83L30 84V85L35 86ZM93 84H94V82H93ZM101 84H100V86L103 85V84L102 85ZM26 85L27 84L24 83V86H26ZM61 85H60V87H61ZM70 85H71V83H70ZM94 85H96V82ZM144 85H143L142 89L144 88ZM249 85H251V84H249ZM29 86H26V87H29ZM32 86H30V87H32ZM34 86H33V89L36 87V86L35 87ZM41 86H40V88H41ZM45 86H47V85H45ZM48 86H50V85H48ZM115 86H117V85H115ZM139 86H140V84H139ZM10 87H11V85H10ZM56 87H57V85H56ZM92 87H95V86H92ZM137 87H138V85H137ZM8 88H9V86H8ZM20 88L23 89L24 87L20 86ZM40 88H39V92L41 90ZM87 88L88 87H86V89ZM250 88H251V86H250ZM13 89L14 88H11L12 92H13ZM29 89H31V88H29ZM43 89L44 88H42V91H43ZM76 89H78V88H76ZM86 89H85V91H86ZM91 89L92 88L88 89L87 91H88V93L90 92L92 94L93 92H91ZM97 89H98V87H97ZM99 89H100V87H99ZM104 89H105V87H104ZM47 90H49V88ZM57 90H59V89H57ZM100 90H102V88ZM100 90H98V92H97L98 94L100 93L99 92ZM23 91L25 93H27L28 90L27 91L23 90ZM31 91H30V93H31ZM105 91H107V87H106ZM182 91H183V94H181ZM6 92H4V93H6ZM21 92H22V90H21ZM21 92H20V94H21ZM67 92H69V91H67ZM30 93H28V94H30ZM94 93H95V91H94ZM97 93H95V94H97ZM10 94H12V93H10ZM16 94H17V91H16ZM70 95H69V93L68 94H62L61 97L59 98V100H57L54 104V105H56L55 108L57 107V104H60V106L63 109V114H64L63 116H66L68 110H70V108H69L70 104H69V100H68V98H69L68 96H70ZM107 95L108 94H106L105 96H107ZM145 95H143V96H145ZM2 96H3V93H2ZM6 96L10 97L9 93H8V95L6 93ZM26 96H28V95H26ZM13 97H16L15 92H14ZM19 97L21 98V96H19ZM25 98H27V97H25ZM92 98H93V96H92ZM4 99H5V96H4L3 100ZM157 100L159 101V103H160V101H162L161 102L162 106L160 105L161 108H157V106H159V105H157L156 108H154L155 102ZM91 101H93V100L88 101V102H90L89 106H91L92 104L93 105L95 104L94 106H96V104H97V103H95L96 101L93 103ZM1 102H2V99L0 101V104H2ZM13 102H15L14 99H13ZM33 102H32V104H33ZM232 102H233V105H230V109L232 112L229 113V115L221 114V111H219L220 113H217L216 111H214L220 107L226 108V106H228ZM28 104L32 105L30 103H27L28 107H29ZM36 104H37V102H36ZM175 105H178V104H175ZM1 106H3V104ZM7 106H9V104ZM132 107L130 106L131 110H132ZM143 107H141V109H143ZM4 108H2V110ZM30 108L27 110H30ZM49 108L48 109L43 108L42 105H38L34 110H32L33 108H31V110H32V111H30L31 114H30V112H29L30 115L28 114L29 118H30V122H31L30 125L38 128L39 123L41 121V119H40L42 116L41 113L45 112V110H46V114L47 115L49 114L47 117L45 116L46 121L49 122L48 120H51L54 117V116L51 117V114L49 113V111L51 112V108L50 109ZM166 108H164V109L165 110L169 109V108H167V109ZM223 108H222V111L225 109V108L224 109ZM90 109H87V110H90ZM92 109H93V107H92ZM226 109H229V108H226ZM6 110H8V109L6 108L4 112H6ZM87 110H81L80 112L78 111L79 113H77L78 115L76 116L77 120L80 121L79 122L80 123V130L77 133V136L75 138L76 141H78V142L81 141V139H83V137H82L83 133H84V135H86V133L83 130V127H85V126L87 127V126L91 125L90 120H89L91 116L89 113L92 110H90V112L88 111L89 113H87ZM126 110H130V109H127V107H126ZM138 110H140V109H138ZM132 111H134V108ZM227 111H229V110H226L224 113H226ZM4 112H2V113L5 114ZM128 112L130 113V111H128ZM126 113H127L126 111H124V113L122 112L123 115H125ZM129 113H127L125 115L124 120L122 119L123 122L127 121L125 123H128V121H129L128 118L130 115ZM135 113H133V114H135ZM163 113H161V114H163ZM3 114L0 115V118H2L1 116H3ZM174 114L177 115L176 112ZM183 114H184V112L182 113V110H179L178 115H183ZM136 115L135 116L132 115V116L136 117ZM139 116H140V114H139ZM98 117H100V116H98ZM133 117L130 118V121L133 120ZM119 119H121V118L119 117ZM146 119H147V117H146ZM53 122H52V125L54 126L55 122L54 123ZM110 122H111V120H110ZM121 122L122 121H120V123ZM9 123H7L6 125L12 124L11 121ZM131 123L133 125L132 121H131ZM174 123H175V121H174ZM233 123H235L236 125L238 124L239 127L236 129L234 128V130L230 129V126L233 125ZM115 124H116V122H115ZM121 124H123V123H121ZM128 124H130V123H128ZM178 124H181V123H178ZM1 126H3V125H1ZM13 126H15V125H13ZM53 126L50 128L48 133L45 132V135H42L43 132L41 130L37 131L35 129L37 132L35 130L33 132H36L35 135H37V137L39 139L42 138L43 142H46L48 139L47 137H50L51 135H53L54 133L57 132L54 130ZM4 127L3 128L1 127V129H4V131L6 130L5 133L7 134L8 128L6 129V127L5 128ZM90 127H87V128H89L88 129L89 131H92L91 130L92 127L91 128ZM224 127H227L230 130L229 129L223 130L222 128H224ZM32 128L34 129V127H32ZM1 129H0V131H1ZM108 129H111V128H108ZM9 130H10V126H9ZM38 130H39V128H38ZM100 130L102 131L101 128H100ZM11 131H13V129H11ZM11 131H10V133H12ZM70 131H71V129H68L65 133L63 131L62 132L58 131V134H57V136L59 137L58 138V153L55 154L56 155L55 158L53 157L54 148L50 144L52 142H50V143L46 142L47 144L46 143L43 144L41 142V144H43V145H41V146L39 145L40 148H38L39 150L35 153L33 151H30L28 153L29 150L26 152V154L24 155V158H23L24 159L23 164L27 168L24 171L25 172L24 176H23L24 179L23 180L21 179L22 182L20 181L22 183V187L25 188L24 185L25 184L27 185L26 182L32 183L34 181V184L38 185L39 188L41 187L42 190H44V189H46V188H44L46 185H48L49 183H51L53 181L56 183L57 179H59L58 177L62 173L64 174L66 165L69 162V160L64 161L62 159L65 157L64 154L69 153V152L67 153L65 149L67 146L71 147L72 145L75 144V140L72 139V137H71L72 135H70ZM93 131H95V130H93ZM104 131H105V129H104ZM231 132L232 133L236 132V134L232 136V135H230ZM107 133L109 135V131ZM119 134H120V131H119ZM8 135H11V134H8ZM1 136H2V133H1ZM4 136H5V134H4ZM22 136H24V135H22ZM98 137H96L97 139H93V137L92 138L90 137L91 139H93L92 142L94 143V144L92 143L94 145V146L92 145L93 150L97 149L99 147ZM10 138H11V136L8 137L9 140H11ZM24 138H25V136H24ZM67 138H70L69 145H68V143H65ZM1 139H3V136L1 137ZM91 139H89V140H91ZM40 140H39V142H40ZM48 140H50V139H48ZM86 140L87 139H85V141ZM99 140H100V138H99ZM167 140L170 142V145H169V143H167ZM174 140H172V143ZM82 141H84V140H82ZM209 141H211V142H209ZM37 142H38V140H37ZM100 142L102 143V141H100ZM199 142L205 143V145L201 146V147H197V143H199ZM75 146H76V144H75ZM99 148H101V147H99ZM78 150L79 149L77 148V151ZM99 150L97 149V151H99ZM89 152H91V151H89ZM126 152H128V151H126ZM78 153H80V152H78ZM134 153H136V154H134ZM81 154H83V153H81ZM81 154L79 156H81ZM130 154H131V156H130ZM62 155H63V157H62ZM69 155H70V153H69ZM138 156H140V157H138ZM30 160H33V161H31V162H33V164L30 163L32 166L28 167L27 162ZM134 161L132 162L133 164H135ZM137 161H138V159H137ZM211 163H212V165H211ZM209 165H211V166H209ZM214 166H216V167H214ZM42 171H43V174L40 173ZM6 173H8V175H9V172H6ZM62 177H61V179H62ZM8 178H10V175ZM0 179H2V178H0ZM2 181H3V179L1 180V183H2ZM59 181H61V180L59 179ZM74 181H75V179H74ZM116 181H119V180H116ZM73 182H71L70 184H66L67 187L66 186L65 187L67 189L65 188V190H62V191H66V190L68 192L70 191L72 193V195L74 196V192L76 194V190H78V189L76 187H74L76 185L75 184L73 185ZM120 182H122V181H120ZM64 184H63V186H64ZM50 185L51 184H49V187H50ZM58 185H59V183H58ZM58 185L54 184L52 187H55ZM68 185H70V186L73 185L72 188L74 187V188H76V190L74 191V189H73V192H72L71 191L72 188L70 187L71 190H69ZM28 186L29 185H27V187ZM12 187L13 186L11 185L10 188L9 187L8 188L12 190ZM20 187H21V185H20ZM46 187H48V186H46ZM121 187H123V186H121ZM262 187H263V191H264V183H263ZM0 188H2L1 184H0ZM8 188H6V189H8ZM116 188H117V186H116ZM185 188L189 189V191H190L189 192L190 203L186 199V197L188 195L185 196V199L181 198V196L184 195V194L181 195V192L187 191V190H185ZM27 189L28 188H25V190H27ZM55 189H56V187H55ZM174 189H175V191H177V189H182V190L184 189V190L180 192V195H181L180 196L177 194V192L176 193L174 192ZM1 190L5 192L4 189H1ZM11 190H9V191H11ZM101 190H103L104 192H100ZM35 191H37V190H35ZM39 191H40V189H39ZM78 191H80V190H78ZM20 192L18 190V194ZM22 192H23V190H22ZM70 192L67 194V196L71 195ZM105 192H108V193L105 194ZM21 193H20V196H21ZM101 193H103V194H101ZM184 193H186V192H184ZM8 194H10V193L8 192L7 195ZM31 194H34V196H35L34 192H31ZM237 194H238L237 191L234 192L231 196H229L228 199L229 200L231 199L234 202H236L237 201ZM141 196H144V197L141 199ZM55 197H57V196H55ZM121 197L126 198L127 207L124 210V212L120 214L119 209L121 208V204L119 203L118 200ZM32 198H33V196H32ZM67 199H66V201H67ZM199 199L202 201H204V200L206 201V204L204 203L205 205L202 204V206L204 205L203 207H200L198 205ZM18 203H19V200H18ZM47 204H45V205H47ZM233 204L234 203H230V207H233ZM61 205L62 206L59 205L60 207L58 206V209H57V212H58V210L60 211V212H58L59 214L65 208L64 207L65 206L64 200H63ZM47 208H48V206H47ZM62 213H61L62 216H64L65 212H62ZM168 213L170 216H168ZM42 214H43V216H41V218H40L41 222H42L41 224L44 226V228H48L49 223H48V220L46 218L47 216H45L47 213L44 214V211H43ZM65 214L67 215V213H65ZM183 215H185L188 218L187 221H189V219H191V218H195L196 216H198V217H196L195 220L192 221V226L190 225L188 228L187 226L183 225L185 222L183 224H181V220L183 221V219H182ZM232 215H234V214H232ZM62 216L59 215V217H62ZM214 216H216V215H214ZM221 217H219V219ZM232 218H234V217H232ZM69 220H67V222ZM60 222H61V220H60ZM64 222L67 223L66 221H64ZM61 224L63 225V223H60L59 225H61ZM262 225L263 226H252L248 229V230L253 232V235L248 236L247 244L243 250V253L246 256L245 260L247 263L250 262L252 259H255V256L258 255L259 250L264 252V238H263L264 237V223ZM58 228L62 229L61 227H58ZM60 229L55 228V229H53V231L58 230L60 232L61 231ZM170 229H173V232H171ZM185 229H190L191 233L195 234L193 236L197 238L195 241L189 243L190 248L192 247V248H194V250H193V252H192V250H190L191 253L187 256L188 259H186L185 256L180 258V255L178 254L179 238L184 233V231H188ZM53 233L55 235L58 232H56V233L53 232ZM219 234L222 235V238L219 239V241H218L217 236H219ZM48 256H50V257L47 259V264H52L53 260L56 261L57 260L56 258L58 257L57 254L48 255ZM79 263H80V261L78 259H75V258L69 262V264H79Z\"/></svg>",
	"mask_w": 264,
	"mask_h": 264
},
{
	"label": "crops",
	"instance_id": "0c3cea01",
	"mask_svg": "<svg viewBox=\"0 0 264 264\" xmlns=\"http://www.w3.org/2000/svg\"><path fill=\"white\" fill-rule=\"evenodd\" d=\"M136 26H137V28L139 26L144 27L145 26V21L144 20H141L138 24L136 23Z\"/></svg>",
	"mask_w": 264,
	"mask_h": 264
}]
</instances>
